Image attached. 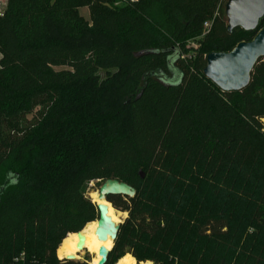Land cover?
<instances>
[{"label":"trees","instance_id":"1","mask_svg":"<svg viewBox=\"0 0 264 264\" xmlns=\"http://www.w3.org/2000/svg\"><path fill=\"white\" fill-rule=\"evenodd\" d=\"M226 2L8 0L0 264L22 254L27 264H90L56 252L98 221L88 193L107 180L136 190L108 201L155 243L145 258L134 247L113 249L107 264L126 254L138 264H264V58L241 92H223L203 73L209 54L252 41L264 19L253 32L229 33ZM207 22L200 48L184 51ZM197 175L213 189L212 207L203 199L195 208L188 195ZM182 237L213 249L178 251Z\"/></svg>","mask_w":264,"mask_h":264},{"label":"water","instance_id":"2","mask_svg":"<svg viewBox=\"0 0 264 264\" xmlns=\"http://www.w3.org/2000/svg\"><path fill=\"white\" fill-rule=\"evenodd\" d=\"M225 14L228 23V32L235 29L246 32L255 31L264 19V0H227ZM264 58V28L257 32L250 42L239 43L229 53H211L207 56L205 77L214 83L223 92H241L251 82L252 72L260 59ZM101 203H95L99 214L96 236L99 241L109 239L115 242L120 231V225L109 217V196L136 197V190L130 185L118 180H107L97 190ZM79 243L77 248L83 250L85 236L83 231L77 233ZM111 249L102 247L99 251L101 260L98 264H107ZM65 260L77 261L76 256H68Z\"/></svg>","mask_w":264,"mask_h":264},{"label":"rangeland","instance_id":"3","mask_svg":"<svg viewBox=\"0 0 264 264\" xmlns=\"http://www.w3.org/2000/svg\"><path fill=\"white\" fill-rule=\"evenodd\" d=\"M80 15L89 23L92 22L91 12H90L89 8H87V7L81 8L80 9ZM203 38L204 37H201V38H197L195 40L190 41L187 44V46L184 48V51H189L190 53H193L195 50L199 49L201 44H202ZM100 76L104 77L105 72H100ZM262 123L264 125V120L262 121ZM98 188L99 187H98L97 183H92L90 185V191L88 193V197L90 199H91L90 193L93 191H97ZM188 193H189L188 194L189 196H192V199H193L192 201L194 202V205H196L195 208L197 207V205L200 204L201 200H203V199L208 201L210 203L211 207L215 202L214 195H213V189L208 185L207 182L203 181L202 177L200 178V176H198V175L196 177H194V188H191V190H189ZM183 196L184 195L182 194V197ZM188 197H186V198H188ZM175 201L180 203V202L184 201V198H181V196L178 195L177 199ZM92 202H93V200H92ZM194 205L192 204V208L194 207ZM114 217L117 220L116 224L124 227V231L122 233V239L119 241V243L113 242L111 250L116 249L117 255H120L122 252H125L128 249H130V247H134L135 249H138L139 253L145 258L148 255V252H146L144 250L145 246L146 245L152 246V245H155V243H153L150 240L143 238L142 236H140L137 233L136 230H134L131 227L126 225L127 220L129 219L128 213H123L121 211L114 209ZM96 222H97V220L92 222V223H96ZM92 223H90V224H92ZM73 235H75V234H73ZM193 241H194L193 239L191 241H189L185 237L180 238V241L178 243H176L177 250L180 251V249H182V250L186 251V249H209V248L213 249L211 247V242L194 243ZM63 242H62V244H63ZM142 243H145V244L142 245ZM62 244L58 247V250L56 252V257L59 260H64L60 257V249H61ZM87 252L88 251L78 253L77 261H81V262L86 261V262L91 264L93 257L89 252L88 253ZM128 255L133 257L131 254H126L123 257L117 256L114 264H119V262ZM136 263L138 264L137 260H136ZM142 264H153V263L147 262V263H142ZM171 264H178V263H177V261L173 260L171 262Z\"/></svg>","mask_w":264,"mask_h":264},{"label":"bare ground","instance_id":"4","mask_svg":"<svg viewBox=\"0 0 264 264\" xmlns=\"http://www.w3.org/2000/svg\"><path fill=\"white\" fill-rule=\"evenodd\" d=\"M90 197L95 203H101L98 199V193L97 191H93L90 193ZM109 217L112 218L114 223H117L116 218L114 217V209L112 206L109 205ZM98 227V223H92L89 224L85 230H83V235L85 236V244L83 250H79L77 248L79 243V237L78 234L75 235H69L65 241L63 242L61 249H60V257L62 259H66L68 256H76L78 257V253L88 251L93 259L91 261V264H98L101 260V257L99 255V251L102 247H106L107 249H111L112 247V240L109 239L106 242L99 241L98 237L96 236V229ZM87 252V253H88ZM119 264H137L136 260L131 257L130 255L126 256L124 259H122Z\"/></svg>","mask_w":264,"mask_h":264},{"label":"built area","instance_id":"5","mask_svg":"<svg viewBox=\"0 0 264 264\" xmlns=\"http://www.w3.org/2000/svg\"><path fill=\"white\" fill-rule=\"evenodd\" d=\"M7 2L8 0H0V16H3L4 14V10H5V7L7 5ZM205 30H206V33L203 35V37L209 32V30L211 29L212 27V22H207L205 23ZM183 59H185V56L182 57ZM14 264H27L26 262V259H25V254H22L19 258H17L15 261H14Z\"/></svg>","mask_w":264,"mask_h":264},{"label":"crops","instance_id":"6","mask_svg":"<svg viewBox=\"0 0 264 264\" xmlns=\"http://www.w3.org/2000/svg\"><path fill=\"white\" fill-rule=\"evenodd\" d=\"M1 59H2V55H1V53H0V62H1Z\"/></svg>","mask_w":264,"mask_h":264}]
</instances>
